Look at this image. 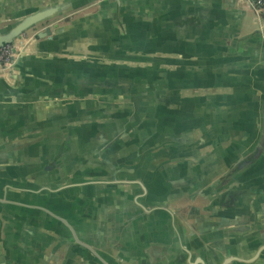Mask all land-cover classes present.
I'll list each match as a JSON object with an SVG mask.
<instances>
[{
  "label": "water",
  "instance_id": "1",
  "mask_svg": "<svg viewBox=\"0 0 264 264\" xmlns=\"http://www.w3.org/2000/svg\"><path fill=\"white\" fill-rule=\"evenodd\" d=\"M93 1L97 0L48 2L0 33V47L20 46L9 72L0 74L5 81L29 56L34 41L48 38L55 42V53L64 56L50 62L53 69L47 78L52 80L46 79L50 83L45 81V89L42 86L46 100L54 101L49 112L10 119L8 126L0 120V254L16 260L8 264H36V256L57 253L63 242L73 240L72 247H86L98 257V264H125L123 256L116 259L84 243L79 230L81 225L93 226L91 217L97 220L103 210L100 197L115 187L125 198L122 206L142 212L132 221L130 233L144 241L131 250L141 262L149 258L159 264H207L202 257L195 258L193 240L170 203L206 187L201 181L208 169L201 151L226 143L241 153L228 171L217 172L226 179L207 190L235 203L244 193L252 196L258 189L250 183L249 189L240 179L244 170L259 167L253 162L264 160V116L258 120L260 133L238 135L203 130L193 114L228 110L264 114V65L203 58L208 54L199 51L219 30L206 11L159 10L154 17L138 12L141 20L135 24L129 18L136 9L126 5L133 14L123 13L127 0H115L114 15L109 10L77 19L68 15ZM251 7L264 20V14ZM60 16L69 26L58 23L54 34L51 27L28 34ZM199 40L205 41L203 46ZM230 61L235 66L228 65ZM180 90L192 95H179ZM136 112L142 117L132 115ZM160 112L166 116L161 118ZM188 164L195 168H185ZM164 167L167 177L160 174ZM232 261L228 257L217 264Z\"/></svg>",
  "mask_w": 264,
  "mask_h": 264
},
{
  "label": "crops",
  "instance_id": "2",
  "mask_svg": "<svg viewBox=\"0 0 264 264\" xmlns=\"http://www.w3.org/2000/svg\"><path fill=\"white\" fill-rule=\"evenodd\" d=\"M54 0H0V33L2 28L6 27L8 24H14L17 21L21 20L26 14L30 13V11L39 6L45 5L48 2ZM98 3V8L95 10L82 12L80 11L85 9L86 7ZM112 5L116 6L115 0H97L88 3L87 5L74 10L68 15L72 16V19H77L80 17H85L88 15H92L93 13H99L104 11H112V15L115 13V9L117 7H112ZM124 5V11H128V13H132L131 6L136 9L134 12V16H130V23H138L140 22V18L137 17V13H143L146 16L154 17L153 13L155 11L170 12V13H180L190 10L197 11H206L208 15L212 18L211 23L214 22L218 25V33H214L210 36V38L205 42L204 40H199L198 43L203 46V50H200L199 53L208 54V56H203V58H211L212 60H235L237 64H241L242 62L252 61L256 63L255 65H264V20L260 19L257 12L252 8L249 4L245 2H237L236 0H127ZM126 5H129L128 8ZM127 8V9H126ZM261 17V16H260ZM65 16L56 17L50 19L49 21L43 23L42 25L37 26L35 29L29 30L28 34L32 36V34H36L38 31H45L46 28L51 27L52 34L55 33V24L60 26H69V22H64ZM154 19V18H153ZM147 20V19H145ZM256 30H260L258 33ZM31 50L28 51L29 56H25L21 63L17 65L16 72L12 74V78L10 81H5L0 79V120L4 121V125L8 126V121L10 119H29L37 116L45 115L49 112L50 108L53 107L54 101L52 99L46 100L44 93H42L44 87V83L46 79L50 80L51 78H47L48 75H51V69L49 64L54 59L55 56L62 58L64 56H60L55 53V42L49 40L48 38L41 39L40 41H34ZM28 49V48H27ZM211 60L212 66H217L215 62ZM217 63H225L226 61H219ZM228 65L234 63L227 62ZM225 64H219L218 66H225ZM52 80V79H51ZM49 82V81H46ZM50 83V82H49ZM47 83V84H49ZM43 86V88H42ZM229 91V90H228ZM169 92V91H167ZM180 94L182 96H190L192 94H188L186 91H181ZM186 92V93H185ZM190 92V91H189ZM99 103L100 101L97 100ZM139 101V100H137ZM136 101H134L135 103ZM139 102H146L139 101ZM199 104V103H198ZM158 113V112H157ZM136 114H139L136 112ZM166 116L165 112H160L159 116L161 118ZM264 116L261 112L256 113H248L244 110L239 111H219V112H195L193 114V119H196L195 124L198 126H202L203 130H207L208 128L215 132H224L226 134H231L233 131L236 134H246V133H260L262 131L261 117ZM203 117L208 121H203L200 119ZM258 120H260L258 122ZM9 128V127H8ZM7 128V129H8ZM184 128V127H183ZM6 129V130H7ZM252 129V130H250ZM7 133V131H5ZM254 143L248 144V148L243 149V153H247ZM228 144L222 148L214 149L206 148L201 151V155L204 156L202 161L203 164H206V171L208 174L204 175L203 184L206 187L200 186L196 188V191L189 194H183L179 197H175L171 201L172 209L180 216L182 221L184 222L186 231L188 235L193 240L192 242V251L195 253V258H199L200 252L199 248L196 245L198 243H202L200 238L197 236L196 231H193L191 228L192 218L189 215V209L196 204H199L200 201H203V206L200 208V214L205 217L207 220H203L205 224H212L210 221L213 220L210 214V209H214L216 214H226V210L230 211V207L226 203L221 204V197L215 191H208L207 188L217 181H224L222 177L217 175V172L220 174L221 172L228 171L237 156L240 154V151L233 152L231 149H228ZM207 157V158H206ZM263 160H257L253 162L255 167L258 165L256 169L251 168V170H244L241 174V181L247 183L249 187V183L253 185H258L260 183V175L258 171L264 170V162ZM214 165V166H212ZM198 166V165H197ZM200 166V165H199ZM195 166H191L188 164L185 168H190ZM164 168H161L162 173L165 177L168 175ZM160 172V171H159ZM195 171L193 175L195 176ZM197 174V173H196ZM221 178V179H220ZM201 180V178L196 179ZM247 181V182H246ZM235 182V181H234ZM232 182L231 187L234 185ZM236 185V184H235ZM244 185V184H243ZM119 192L108 191L100 198H103L104 201H101L100 204L103 210H99L98 219L96 220V216L93 218L91 228L83 229L81 225L80 233L81 237L87 238V236L91 235V231L95 228L98 229L102 227L104 223L109 220L116 211H124V210H132L136 211L138 214L135 215L125 227L124 235L121 236L119 241L112 246L108 252L112 254V256L116 259L122 260L125 264H129L130 261L134 259L138 264H144L145 262H141L135 255L131 253V250L136 251L138 247H141L144 241L141 239H136L132 237L130 234L133 230L131 227L132 221L142 214L141 210H137L136 208H131L129 206H122L123 198ZM196 194V199H191L192 195ZM108 199V200H106ZM110 201V202H109ZM241 205V204H240ZM237 206L233 209V214H241L242 212L238 209H241V206ZM204 207V209H203ZM223 207V210L221 209ZM179 209V211L176 210ZM183 210V211H182ZM211 219H210V218ZM87 219H89L87 217ZM208 222V223H207ZM194 232V233H192ZM194 236V237H193ZM125 238V239H123ZM195 239V240H194ZM67 242V241H66ZM204 243V242H203ZM202 243V244H203ZM63 245L66 243H62ZM60 245L57 253L51 254V252L47 255H38L35 257L36 264H51L50 257L53 255H57L58 257L54 260L56 262L59 259L60 255L65 253V247ZM62 247V248H61ZM63 249V253L61 252ZM2 250H4L2 248ZM105 251V250H104ZM127 252V253H126ZM213 252L216 253V264L221 262L224 258H227L226 255L219 250L214 249ZM1 253V247H0ZM127 254L130 255L127 256ZM1 255V254H0ZM123 258H121V256ZM50 256V257H48ZM47 257V258H46ZM128 257V259H125ZM70 258V257H69ZM203 258V257H202ZM205 258V257H204ZM203 258V259H204ZM15 262L14 258H8L7 255H4L2 252L0 264H8L9 262ZM69 264H72V260ZM207 263V260L205 258ZM8 262V263H6ZM211 263L214 262L211 260ZM234 264H242L241 262L236 261Z\"/></svg>",
  "mask_w": 264,
  "mask_h": 264
},
{
  "label": "flooded vegetation",
  "instance_id": "3",
  "mask_svg": "<svg viewBox=\"0 0 264 264\" xmlns=\"http://www.w3.org/2000/svg\"><path fill=\"white\" fill-rule=\"evenodd\" d=\"M132 115L142 117L140 113H133ZM258 173L260 175V183L252 186V188H257L258 190L252 191V196H249V193H244L242 200L236 201L241 204V209H238L242 212L241 214L234 215L233 209L238 205L235 202L228 201L227 204L230 207V211L227 209V213L223 215L222 213L216 214L214 209H210L209 216L211 215L215 222L211 220L210 222L212 224H205L203 220L207 219L199 213V209L204 204L203 201H200L199 204L189 209V215L192 218L191 228L193 231H196L202 243L204 242L202 244L197 241L196 245H198L200 257H205L207 264H213L210 262L211 260L216 264V253L213 252L214 249L224 253L227 258L233 257L232 264L236 263V261L242 264H264V248L261 249L264 246V170H260ZM248 188L250 189L251 187ZM115 189L113 187L111 190L117 191ZM191 199H196V194L192 195L190 197ZM226 201L221 200V204L222 202L226 203ZM221 209L223 210V207ZM176 210L179 211L177 208ZM137 214L136 211L130 209L116 211L102 227L98 229L94 228L91 231V235L83 239L85 241L84 243L98 250H109L124 235L125 227ZM71 243H74V241L71 240L64 245L62 244V247H65V253L61 249L63 255L59 256L57 262V255L48 256L50 257L49 260H51L50 263L69 264L70 261L68 260H72V264H98V257L95 254L90 253L89 250L86 251V247L82 245L74 248V246H71ZM237 258H243L244 261L236 260ZM162 259L160 258V260ZM245 259H252V262H247ZM153 263L159 264L149 258L144 264ZM129 264L138 263L133 259Z\"/></svg>",
  "mask_w": 264,
  "mask_h": 264
},
{
  "label": "built area",
  "instance_id": "4",
  "mask_svg": "<svg viewBox=\"0 0 264 264\" xmlns=\"http://www.w3.org/2000/svg\"><path fill=\"white\" fill-rule=\"evenodd\" d=\"M251 6H255L260 14H264V0H240ZM18 43L7 44L0 47V74L8 73L13 65L14 58L19 50Z\"/></svg>",
  "mask_w": 264,
  "mask_h": 264
},
{
  "label": "rangeland",
  "instance_id": "5",
  "mask_svg": "<svg viewBox=\"0 0 264 264\" xmlns=\"http://www.w3.org/2000/svg\"><path fill=\"white\" fill-rule=\"evenodd\" d=\"M96 8H98V3L92 4V5L88 6V7H86L85 9L81 10L80 11V14L82 12H87V11L95 10Z\"/></svg>",
  "mask_w": 264,
  "mask_h": 264
}]
</instances>
